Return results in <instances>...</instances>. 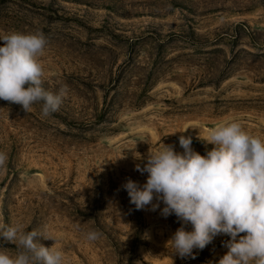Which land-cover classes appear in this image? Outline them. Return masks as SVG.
<instances>
[{"label":"rangeland","instance_id":"rangeland-1","mask_svg":"<svg viewBox=\"0 0 264 264\" xmlns=\"http://www.w3.org/2000/svg\"><path fill=\"white\" fill-rule=\"evenodd\" d=\"M12 32L44 34L43 87L68 92L49 117L0 100V224L56 237L64 264H218L230 237L180 258L182 222L162 202L137 210L123 185L146 182L149 150L183 153L181 135L201 155L233 121L264 139V0H0Z\"/></svg>","mask_w":264,"mask_h":264},{"label":"clouds","instance_id":"clouds-1","mask_svg":"<svg viewBox=\"0 0 264 264\" xmlns=\"http://www.w3.org/2000/svg\"><path fill=\"white\" fill-rule=\"evenodd\" d=\"M0 41V100L19 104L25 112L41 104L42 117L59 111L68 89L63 85L53 93L43 87L44 34L12 32L0 34ZM201 140L213 145L205 155L194 151L192 138L184 135L179 137L183 153L165 144L149 150L146 164L136 166L148 174L146 182L139 185L129 179L123 185L130 203L137 210L151 205L155 211L162 202L161 215H175L182 222L168 242L180 258L194 259L195 250L225 235L230 237L225 242L228 251L218 264H264V139L233 121ZM7 160V154L0 152V170L6 168ZM189 223L191 231L185 227ZM102 235L89 230L83 238L91 243ZM37 237L53 240L54 245L45 247ZM0 241L18 249L15 256L0 251V264H64L63 251L55 247L56 237L47 232L0 224Z\"/></svg>","mask_w":264,"mask_h":264}]
</instances>
